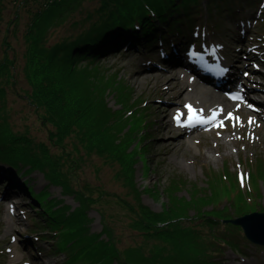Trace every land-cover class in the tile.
<instances>
[{"label":"trees","instance_id":"trees-1","mask_svg":"<svg viewBox=\"0 0 264 264\" xmlns=\"http://www.w3.org/2000/svg\"><path fill=\"white\" fill-rule=\"evenodd\" d=\"M88 1H94L95 5L88 7ZM260 1L0 0V181L21 183L24 182L21 179L23 175L37 170L48 180V184L58 185L63 194L73 196L77 205L71 208L62 204V199L50 197L47 184L40 191H35L32 186L24 187L33 201L30 206L33 209L38 207L39 212L36 213L43 219L42 225L31 223L40 225L37 231L41 235L44 233L40 230L47 233L43 236L44 242L49 243L48 249L47 244L43 245L47 251L65 254L61 263L221 264L229 248L238 254L245 253L249 242L238 226L232 225L235 230L229 231L232 227L228 224V235L214 240L220 247L223 246L220 250L215 249L213 254L206 253L203 241L193 228L185 230L186 237L183 236L179 242L181 253L179 256L175 254L169 234L183 218L180 216L185 214L183 205L176 206L174 199H170L177 187L183 184V179L178 182L179 177H172L167 183L165 191L170 206L165 211L154 212L140 202L136 206L129 205V212L135 214L130 227L141 236L163 239L166 243L161 248H171L170 254L163 256L158 251L139 253V245L120 247L113 238L112 228L105 222L100 232H89L87 211L93 198L88 185H73L71 173L66 167L70 152L65 151V147L70 142L74 151L79 152L80 147L86 154L93 153L116 164V178L137 198L140 191L132 167L136 149L141 144L139 148L130 146L137 139L138 132L143 134L140 126L145 120H137L140 117L138 109H133L134 101H119L121 105L118 108L108 104L107 93L113 80L100 69L101 64L110 57L133 50L148 53L158 42L189 39L195 25L206 13L228 15L234 6L244 3L254 8ZM22 11L28 13L30 20L21 32L26 51L24 64L18 68L16 54L10 53L7 48L13 49L10 36H17ZM62 25L63 33L53 43H47L53 28ZM19 76L27 84L24 96L45 127L48 144L35 140L28 130L15 129L6 111V93L9 87L17 84ZM142 102H139L140 105ZM136 128H139L138 132ZM49 144L60 151L54 154ZM263 165L256 162L255 173L250 170L248 187L257 183L251 178L261 171L259 168ZM227 174L225 171L222 175L227 180L233 179L230 187L233 186L237 192L243 190L236 174ZM191 186L204 192L199 194L200 198L208 197V193L197 184ZM252 192L254 194L255 190ZM254 210L240 209L238 216ZM177 214L178 217L175 216ZM199 215L210 230L223 223L212 214ZM221 217L223 221L229 220L226 215L221 214ZM180 228L183 229L182 226ZM178 237L174 236L175 239Z\"/></svg>","mask_w":264,"mask_h":264},{"label":"rangeland","instance_id":"rangeland-1","mask_svg":"<svg viewBox=\"0 0 264 264\" xmlns=\"http://www.w3.org/2000/svg\"><path fill=\"white\" fill-rule=\"evenodd\" d=\"M86 5L93 7L95 2L88 1ZM208 14L206 13L204 18L197 23L206 24L207 32L200 31L196 33L198 38H195L194 35L186 42L193 44L196 41L199 45L205 43L206 46L199 50L206 57L215 60L216 55V57H220L218 54H221L222 57L227 56L225 59L228 62L237 63L236 68L239 69L242 80L264 83V2L254 8H249L244 3L241 6H234L228 15L211 13V16L215 15L211 20L208 19ZM29 20L28 13L22 11L17 27V36H10L13 49L7 48L10 53L16 54L18 68L24 64L26 51L25 44L21 39V32ZM236 21H239V24L241 22L244 24L237 26ZM63 31V25L53 28L47 43H53ZM236 38L238 40H235ZM248 40L249 45H245ZM183 42L184 40L181 41L183 49L185 46L193 48L187 44L184 45ZM134 51L111 57L101 64L100 69L109 74L110 79L113 80L111 90L107 93L108 104L112 108H118L121 105L119 101L124 102L128 99L131 103L134 101L133 109L134 111L138 109L140 117L137 120L139 122L145 120V123L142 122L140 126L144 130L143 134L138 132L139 128H136L137 139L130 146V148H139L141 144V147L136 149L132 167L134 180L140 191L138 197L135 198L130 189L116 178V164L107 162L102 156L93 153L86 154L80 147L79 152L74 151L70 142L65 147V151L70 152L67 162H65L71 173L70 178L74 181L73 185L77 187L88 185L93 198V203L87 211L90 219L88 230L91 233H98L102 230L103 222H105L112 228L113 238L120 247L125 245L137 247L139 245V253L147 254L158 251V254L161 255L170 254L171 248H161L163 243H166L163 239L141 236L138 231L130 227L135 214L129 212V205L136 206L140 202L154 212L165 211L170 206L165 191L167 183L172 177H179L178 182H181V179L185 182L182 181L183 184L177 187L170 199H174L176 206L183 205L185 214L180 216L183 218L178 220V226L169 234L172 250L177 256L180 255L182 249L179 242L183 236V238L186 237L185 230L193 228L195 234L203 241L206 253L211 255L215 249L222 248L223 245L220 247L214 240L220 239V236L224 234L228 235L227 225L231 224L232 228H229V231L235 230L232 223L220 219L222 218L221 214L228 216L230 220L238 216V210L243 208L264 211V126L259 125V122L256 121L262 116V108L250 99L243 100L244 104L238 103L243 107L244 113L243 111L234 112L233 118H228L222 124V129H219L216 134L217 136L231 134L236 139V143L233 146L230 145V148H225L220 143L216 144L214 142L217 141L215 133H208L199 137L201 140L199 144L190 140L188 150L178 153L177 157L173 154H165V148L160 147L159 141L161 139L168 141L170 138H162L158 134V130L164 126L163 117L166 110L164 104L168 96L163 99L160 94L161 87L151 85L148 78L141 79L139 75L156 74L162 70H168L175 72L173 74L176 76L173 78L184 75L183 77L190 80L191 76L183 67L168 65L167 60L160 57L157 47L153 49L154 56H151L149 60H147L148 57L142 58L140 55L134 54ZM185 63L190 67H197L194 64L196 63L195 59H192L190 54L189 58L185 59ZM242 64L246 66L240 68ZM195 83L198 84L196 81ZM26 89L25 80L19 76L17 84L9 87L6 93V111L10 114V120L15 129L28 130L30 136L35 140L48 144L45 127L39 122L33 106L24 96ZM136 100L137 103H135ZM140 101H143L141 105ZM125 110H123L124 113ZM130 116L133 115L130 114ZM249 119H251V123H249ZM261 123L264 125V122ZM176 137V133H174L173 138ZM204 141L207 145L204 144ZM49 148L54 154L60 151L50 144ZM255 161L263 165V168H259L261 171L253 174L251 178L258 183L259 188L257 183L248 187L247 181L250 180V173L254 170ZM225 171L228 173L227 176L229 173L234 176L235 173L238 182L240 178L241 183L239 184L243 190L237 192L233 186L230 187L233 179L223 178L222 174ZM241 176H243V181ZM21 179L24 182L12 181L7 184L0 181V264H63L61 261L65 258L64 253L52 254L46 250L49 243L44 242L45 237L43 238V236L44 234L46 236L47 233L40 230L44 233L41 235L37 231L43 224V219L40 214L36 213L39 212L38 207L36 209L30 207V203L32 204L33 201L28 196V190L24 187L32 186L35 191H40L47 184L50 197L62 199V204L69 205L71 208H74L77 202L72 195L63 194L58 185L48 184V180L37 170L23 175ZM192 184H197L200 186L199 188L205 190L208 197L200 198L199 194L204 192L196 186H191ZM5 190H9L8 196L3 197ZM254 190L255 193L249 195L248 192ZM23 193L26 195L25 198L22 197ZM17 194L19 201L14 203L12 198ZM200 213L212 214L223 223L216 224V227L210 230L203 223L204 220L199 215ZM175 216L178 217V214ZM12 222L14 227L10 228ZM31 222L40 225H33ZM240 231L242 232L241 229ZM174 236L179 237L175 239ZM247 242L249 241L247 240ZM46 244L47 248L45 249L43 245ZM14 250L17 253H14ZM244 250L247 253L246 257L230 248L227 249L222 258V264H264V246L249 242ZM136 254L138 253H134V255ZM131 255L133 256V253ZM113 264H117V262H113Z\"/></svg>","mask_w":264,"mask_h":264},{"label":"bare ground","instance_id":"bare-ground-1","mask_svg":"<svg viewBox=\"0 0 264 264\" xmlns=\"http://www.w3.org/2000/svg\"><path fill=\"white\" fill-rule=\"evenodd\" d=\"M166 48L168 47L164 49L166 50ZM151 51L152 50H149L148 54ZM219 62L229 75L223 83L220 84L221 86H234L241 90L245 98L253 97L252 94L255 86L262 88V86L257 83H245L242 81V79L235 74L232 64H228L225 61ZM190 71L193 72V70ZM173 73L175 72L162 70L156 74H142L139 76L141 79L148 78L151 85H159L161 87L160 94L163 96V99L168 96L164 104L166 108L163 117L164 126L158 130V134L162 138L169 137L170 139H168V141L167 139H161L159 145L161 148H165V154H173L177 157L178 153L188 150L190 140L199 144V142H201L199 139L200 136L208 133H215L216 135L218 130H221L223 127L221 126V122L224 124L227 121V114L232 113L233 116L235 114L234 112L243 111V107L238 105L237 101H231L227 97L220 95L223 94L222 91L213 93L209 85H207L208 89L200 86L197 81L198 79L193 74H191L189 80L183 77L184 75L173 78V76H176V74ZM194 79L198 84L193 81ZM219 88L223 89V91L225 90V88ZM256 97L262 98L261 96ZM189 105L191 108L188 107ZM214 112L218 113L216 119H209ZM177 116H179V121L176 119ZM189 117H200L208 120V123H195L189 125L187 123ZM256 121L259 122V125L264 126L263 123H261L264 122V120L259 119ZM174 133H176V138H173ZM215 139H217V141H214L216 144H223L225 148H230V145L233 146L236 143V139L233 138L231 134H229V136L219 135L215 137ZM204 144L207 145L206 141H204ZM251 193L253 192L251 191L249 195ZM250 197L251 196H249V198ZM13 201L17 203L19 199H14ZM13 227L14 223L12 222L10 228ZM14 253H17V251L14 250Z\"/></svg>","mask_w":264,"mask_h":264},{"label":"water","instance_id":"water-1","mask_svg":"<svg viewBox=\"0 0 264 264\" xmlns=\"http://www.w3.org/2000/svg\"><path fill=\"white\" fill-rule=\"evenodd\" d=\"M226 221L239 226L251 243L264 246V211H252Z\"/></svg>","mask_w":264,"mask_h":264},{"label":"snow or ice","instance_id":"snow-or-ice-1","mask_svg":"<svg viewBox=\"0 0 264 264\" xmlns=\"http://www.w3.org/2000/svg\"><path fill=\"white\" fill-rule=\"evenodd\" d=\"M237 97H233V99H236ZM189 108H191V106L189 105L188 106ZM217 115H218V113H213V115L209 118V119H212V120H215L216 119V117H217ZM227 118H229V119H232L233 118V116H232V113H228L227 114ZM177 121H179V116H177ZM252 121H251V119H249V123H251ZM187 123L189 124V125H192V124H195V123H200V124H204V123H208V120H206V119H202V118H200V117H189V119H188V121H187ZM222 123L223 122H221V126H222ZM241 179H242V181H243V176H241Z\"/></svg>","mask_w":264,"mask_h":264}]
</instances>
